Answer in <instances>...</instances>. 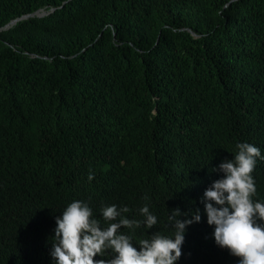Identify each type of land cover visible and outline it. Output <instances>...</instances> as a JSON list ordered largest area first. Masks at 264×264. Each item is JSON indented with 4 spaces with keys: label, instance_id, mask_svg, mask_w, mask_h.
Here are the masks:
<instances>
[{
    "label": "trees",
    "instance_id": "16d2710c",
    "mask_svg": "<svg viewBox=\"0 0 264 264\" xmlns=\"http://www.w3.org/2000/svg\"><path fill=\"white\" fill-rule=\"evenodd\" d=\"M53 8L0 30V264H53L74 200L103 227L147 204L152 229H121L137 247L199 209L177 264H238L202 197L238 143L264 154V0H0V29ZM252 176L264 201V160Z\"/></svg>",
    "mask_w": 264,
    "mask_h": 264
},
{
    "label": "clouds",
    "instance_id": "9594fccd",
    "mask_svg": "<svg viewBox=\"0 0 264 264\" xmlns=\"http://www.w3.org/2000/svg\"><path fill=\"white\" fill-rule=\"evenodd\" d=\"M233 159H224L216 171L222 173L203 193L206 222L213 227L215 244L238 258V264H264V201L254 200L252 173L264 154L256 145H236ZM94 179L90 173L88 180ZM127 206L106 205L100 209L106 227L93 217V209L74 200L55 218L54 242L50 256L53 264H177L188 226L201 221L199 209L188 218L179 208L171 210L168 221L172 236L152 234L139 241V247L122 228L143 226L152 229L158 222L149 206L139 209L142 220L124 216ZM185 215L184 219L181 216ZM106 253H111L106 257ZM99 257V258H97Z\"/></svg>",
    "mask_w": 264,
    "mask_h": 264
},
{
    "label": "water",
    "instance_id": "95a60500",
    "mask_svg": "<svg viewBox=\"0 0 264 264\" xmlns=\"http://www.w3.org/2000/svg\"><path fill=\"white\" fill-rule=\"evenodd\" d=\"M52 11H54V8L50 9L49 11H46L44 9H40V10H38V11L32 13V14L24 15V16H22L20 18H17L15 20L11 21L9 24H7L5 27H3L0 30L9 29L11 26L15 25L18 21L23 20V19H27V18H30V17H43V16L49 14Z\"/></svg>",
    "mask_w": 264,
    "mask_h": 264
}]
</instances>
